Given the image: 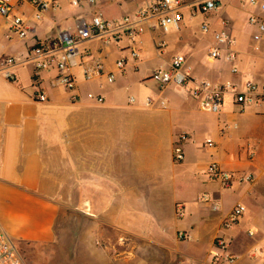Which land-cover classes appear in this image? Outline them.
Wrapping results in <instances>:
<instances>
[{
  "label": "crops",
  "instance_id": "crops-1",
  "mask_svg": "<svg viewBox=\"0 0 264 264\" xmlns=\"http://www.w3.org/2000/svg\"><path fill=\"white\" fill-rule=\"evenodd\" d=\"M153 1L96 0L76 8L59 0L36 19L32 4L11 0L10 14L0 15V227L18 249L34 255L28 264H209L217 237L235 256L219 264H264V31L251 21L264 20V0H215L210 13L198 10L199 0H182L178 28L146 27L134 45L138 58L124 35L110 45L83 41L80 49L92 57L71 69L76 91L54 84L55 69L34 68L37 44L94 16L143 24L137 12ZM14 17L24 21L26 37L11 30ZM221 31L234 43L212 60L209 50ZM177 55L198 80L231 82L238 91L255 82L256 101L241 105L228 92L221 112L213 113L184 88L160 87L151 75L168 69ZM8 58H15L14 66H7ZM121 58L127 65L113 83L84 79L82 64L102 59L114 71ZM7 68L14 81L5 77ZM39 91L46 101L36 100ZM183 134L185 159L175 162ZM212 162L234 175L230 188L207 178ZM60 164L67 165V186L82 189L86 211L82 234L66 242L57 233L61 207L42 192L56 187L52 182L59 179L50 173ZM246 176L250 182L242 181ZM239 204L245 213L223 226ZM181 232L186 239L178 238Z\"/></svg>",
  "mask_w": 264,
  "mask_h": 264
},
{
  "label": "built area",
  "instance_id": "built-area-1",
  "mask_svg": "<svg viewBox=\"0 0 264 264\" xmlns=\"http://www.w3.org/2000/svg\"><path fill=\"white\" fill-rule=\"evenodd\" d=\"M72 7H80L84 3L92 4L96 0H67ZM252 3H257L259 0H249ZM20 2H28L32 4L36 13V19L41 18L43 11L50 8H56L59 5V0H20ZM182 0H154L147 6L141 8L137 12V20L143 24L134 25L130 17L109 21L101 16H94L90 21L80 20L75 31H62L54 40L37 44L32 52L34 59V68L37 73L55 69L57 76L54 84L67 91H76L78 84L75 75L71 69L78 65V59L92 57V53L88 49L81 50L80 44L89 39H99L105 45L118 43L124 35L133 46L131 55L134 58L139 57L138 51L134 45L137 38L142 34L146 27H160L167 31L171 27H177L183 20V14L180 11ZM217 8L215 0H199L198 10L201 13H210ZM264 9V3L262 4ZM12 11L11 0H0V15L8 16ZM252 22L258 23L261 31H264V20L256 18L251 19ZM204 30L207 26L204 25ZM11 30L17 33L20 37H26L27 31L24 21L21 17L12 19ZM214 44L210 47L209 57L212 60L222 58V47L224 45H232L234 40L226 31H221L215 34ZM236 58L235 53H231L228 57L230 61ZM7 66L15 65V58L6 60ZM127 61L121 58L115 63L114 71H107L102 59H93L92 63L82 64V73L86 81H92L96 78L105 77L109 83H113L116 78V73L125 71ZM236 72V68H233ZM5 77L10 81L15 80V75L11 68H7L4 72ZM151 79L160 87H165L169 84L177 85L186 89L196 98H200L213 113H220L222 110L224 96L228 92H232L235 101L241 105L252 104L256 101V94L260 87L253 81L244 83V90L238 91L237 86L231 82L215 83L205 79H196L191 75L190 69L186 66V59L183 55H177L173 58L171 66L168 69H159L151 75ZM36 100L43 102L47 100L45 93L39 91L35 96ZM73 101L78 99V94L73 93L71 96ZM134 100V99H132ZM150 103L148 99L147 104ZM187 135L183 134L175 144L173 150V158L175 162H182L185 159L183 141ZM207 144H212L211 139H207ZM205 175L210 181L218 183L223 188H230L235 181L234 175L223 170L218 163H209L205 169ZM242 181L250 182L251 177L246 176ZM215 210L218 207L214 204ZM244 205H236L229 215L224 219L223 226L230 227L235 224L245 213ZM182 216V212L180 213ZM251 234V233H250ZM178 238L184 240L187 235L184 232L178 234ZM229 243L222 237H217L214 241L215 250L212 251V260L209 264H219L224 259L229 263L235 261V256L228 251ZM0 264H26L20 250L13 239L0 227Z\"/></svg>",
  "mask_w": 264,
  "mask_h": 264
},
{
  "label": "rangeland",
  "instance_id": "rangeland-1",
  "mask_svg": "<svg viewBox=\"0 0 264 264\" xmlns=\"http://www.w3.org/2000/svg\"><path fill=\"white\" fill-rule=\"evenodd\" d=\"M59 168L60 171L50 173L54 178L59 179L52 182L56 187H44L42 192L52 200L58 202L61 207V216L57 222V233L60 234V241H62L63 238L64 240L62 242H66L70 234H74V232L82 234L84 226L83 217L86 211L84 209V204H80L82 189L67 186V165L60 164ZM19 249L25 263L28 264L31 262L32 255L30 256L27 254L21 247H19Z\"/></svg>",
  "mask_w": 264,
  "mask_h": 264
}]
</instances>
